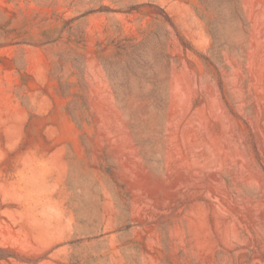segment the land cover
Returning a JSON list of instances; mask_svg holds the SVG:
<instances>
[{"label":"rangeland","instance_id":"1","mask_svg":"<svg viewBox=\"0 0 264 264\" xmlns=\"http://www.w3.org/2000/svg\"><path fill=\"white\" fill-rule=\"evenodd\" d=\"M0 264H264V0H0Z\"/></svg>","mask_w":264,"mask_h":264}]
</instances>
